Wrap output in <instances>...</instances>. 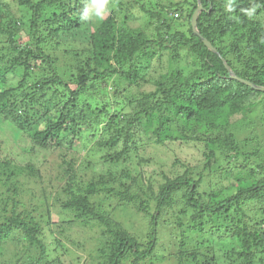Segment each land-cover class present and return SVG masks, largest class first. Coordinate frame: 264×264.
Returning <instances> with one entry per match:
<instances>
[{"label": "trees", "instance_id": "16d2710c", "mask_svg": "<svg viewBox=\"0 0 264 264\" xmlns=\"http://www.w3.org/2000/svg\"><path fill=\"white\" fill-rule=\"evenodd\" d=\"M12 1L0 0V80L18 69L23 78L0 89V115L31 142V150L62 151L76 137L84 141L102 132L99 150L111 149L103 162L118 167L84 182L76 180L71 159L65 169L69 197L61 208L81 225L99 222L98 264L158 261L159 226L176 208L177 226L211 237L224 227L232 240L219 260L208 247L182 249L179 241L176 264H264L263 111L249 118L264 92L229 77L224 64L264 86V0H200L197 29L217 52L191 28L196 0ZM85 21L87 46L53 41V34ZM181 53L189 67L192 61L189 72L179 66ZM146 84L153 88L141 90ZM23 85L21 98L14 90ZM140 133L151 135L146 146H194L199 159L174 160L172 168L182 170L161 172L155 187L144 170H136L148 160H131ZM35 177L40 170L3 154L0 140V264H49L43 225L19 208ZM96 195L135 207L146 241L96 209L90 200ZM32 248L40 255L28 260Z\"/></svg>", "mask_w": 264, "mask_h": 264}, {"label": "rangeland", "instance_id": "374dc122", "mask_svg": "<svg viewBox=\"0 0 264 264\" xmlns=\"http://www.w3.org/2000/svg\"><path fill=\"white\" fill-rule=\"evenodd\" d=\"M9 1L14 3L12 0ZM148 1L151 2V5L154 4L153 0ZM88 24V21H85L80 27L70 30L63 29L51 37H53L54 42L56 41L59 44L69 41L71 47H75L76 45L80 47V44L82 47H85L89 43ZM189 62L187 55L181 53L179 66H182L185 72L193 69L192 61L190 67L188 66ZM22 78L23 76L19 69L16 72L8 73L4 76L3 80H0V89L16 87ZM31 78L32 75H28L27 80L33 81ZM25 86L23 85L14 90L18 97L22 98L20 95L23 93ZM152 88L150 84H146L141 90ZM108 89L109 91H113L111 85H109ZM263 103L264 99L261 103L257 104L249 116L250 119L252 117L257 118L258 115L261 116V111H263L262 115L264 116ZM115 113L112 108L110 115H114ZM2 117L0 115V140L2 141L3 154L10 153L16 162L20 164H25L26 162L33 163L40 170V177H35V181L33 180L35 183L30 182L29 185H26L28 187L27 192H30L24 193L22 199L24 206L19 208H26L43 225L47 261H49V264H98L95 252H97L99 241L95 238H101L99 235V227H101L99 222L96 221L98 225L95 223V227H90V223L88 225H81V223L76 222L73 213L71 214L68 210L61 208V203L69 197V194L63 188H65L67 180L65 169L68 167L70 159L74 162L73 171L76 173V180H80L81 182H84V180L90 181L92 178L98 179V174H106L108 171H114L118 168L107 162H103L105 153L111 150L106 147L99 150L100 146L97 144V140L101 139L104 134L99 132L94 138H92V135L87 134L84 136V139H86L84 141L76 137L70 144H66L62 148V151L57 149L45 150L37 147L31 150V142L26 138L20 137L9 119H3ZM82 123L84 125L83 121ZM246 123L247 121L243 120L240 126ZM103 124L104 122L101 121L99 127ZM140 134V141L137 144L139 150L131 154V160L136 163L140 155L142 158L148 160L141 163L140 166L138 165L136 170H144V176L154 181L155 187L162 182L161 172H169L172 169L182 170V167L179 166L172 168L174 160L179 159L183 161L188 158L187 160L190 163H196L197 159H199V152L194 146H181L179 143L174 142H167L164 145L151 144L146 146L147 138L151 135ZM20 141H22V146L20 145ZM64 156H66V163L62 160ZM217 177L215 175V180H217ZM206 187L207 185L204 186V188ZM32 191L35 192L33 197L30 196ZM90 200L96 209L108 212L124 229L136 235L142 242L146 241V236L143 232L145 229L143 219L131 204L118 203L119 200L117 198L107 200L101 195L92 196ZM178 211L179 209H174L175 213L166 217L165 221L159 226L154 250V257L158 258V261L152 264H176L175 258L177 255L175 253L179 251V241L183 242L182 249L193 248L195 243L196 248L194 249L196 251H204L208 247L207 249H211L218 260L227 249H230L232 240L230 239V233L225 232L224 227L220 229L219 233L214 232L213 237L192 231L189 227H179L174 220V215ZM47 215H49V218H47ZM65 221H74L75 224L69 225L68 223H64ZM183 221L190 220L187 217H183ZM186 229L190 231L185 232L184 230ZM31 251L33 253H30L28 260L40 255L38 248H32ZM182 260L184 262V258Z\"/></svg>", "mask_w": 264, "mask_h": 264}, {"label": "water", "instance_id": "95a60500", "mask_svg": "<svg viewBox=\"0 0 264 264\" xmlns=\"http://www.w3.org/2000/svg\"><path fill=\"white\" fill-rule=\"evenodd\" d=\"M197 1V6L196 8L194 9L192 15H191V19H190V23H191V28L193 30V32L197 35L200 36V39L201 41L204 43V45L210 49L211 51L213 52H217L216 49L212 46V44L203 36L200 35V32L198 31L197 29V17L199 15V13L204 9L202 7V4L200 2V0H196ZM226 68L228 69V72H229V77L233 78V79H236L246 85H248L249 87H251L252 89H255V90H258V91H262L264 92V86H261V85H256L254 84L253 82H250L246 79H243V78H240L238 77L231 69H229V67L227 66V64L224 62Z\"/></svg>", "mask_w": 264, "mask_h": 264}, {"label": "clouds", "instance_id": "9594fccd", "mask_svg": "<svg viewBox=\"0 0 264 264\" xmlns=\"http://www.w3.org/2000/svg\"><path fill=\"white\" fill-rule=\"evenodd\" d=\"M94 2H96V3H101L102 0H94Z\"/></svg>", "mask_w": 264, "mask_h": 264}]
</instances>
